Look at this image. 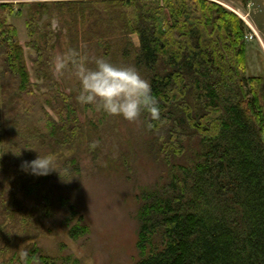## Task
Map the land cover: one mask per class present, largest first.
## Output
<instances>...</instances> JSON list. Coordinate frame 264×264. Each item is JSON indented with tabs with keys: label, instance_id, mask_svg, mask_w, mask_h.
<instances>
[{
	"label": "trees",
	"instance_id": "trees-1",
	"mask_svg": "<svg viewBox=\"0 0 264 264\" xmlns=\"http://www.w3.org/2000/svg\"><path fill=\"white\" fill-rule=\"evenodd\" d=\"M15 3L26 7L25 45L35 55L25 53L11 22ZM249 31L240 15L213 0H0V144L15 152L1 169L56 217L51 194H40L41 179L25 185L13 175L27 158L72 147L86 123L90 145L104 144L102 134L114 126L112 116L83 122L73 98L78 83L67 75V92L54 75L50 61L65 34L68 50L134 66L158 101L160 118L139 121L136 152L142 149L158 171L137 196L135 264H264V74L246 76ZM27 60L40 81L31 79ZM38 93L54 116L41 107L45 128L22 130V107L34 105ZM72 157L66 166L80 162ZM12 189L0 180V264H81L72 254L43 251L35 241L43 222L25 205L12 208ZM67 207V234L89 236L84 215ZM31 239L22 258L20 244Z\"/></svg>",
	"mask_w": 264,
	"mask_h": 264
},
{
	"label": "rangeland",
	"instance_id": "rangeland-1",
	"mask_svg": "<svg viewBox=\"0 0 264 264\" xmlns=\"http://www.w3.org/2000/svg\"><path fill=\"white\" fill-rule=\"evenodd\" d=\"M213 1L240 15L250 29L249 32L254 35L252 38L246 37L248 58L246 76L264 74V0ZM18 10H23L24 13L17 14ZM25 20L26 7L15 3L11 22L17 27L19 39L23 45L29 40ZM60 37L61 41L55 46L54 56L68 50L67 35L62 34ZM30 52L36 54L34 49L25 45V53ZM27 66L31 79L40 81L35 73V64L27 60ZM67 78L66 74L58 80L62 83L63 89L70 92L69 85L65 83ZM74 88L73 98L83 122L86 118L95 119L99 116H102L105 121L111 118L102 111L94 115L90 105L79 103L77 100L79 87L74 86ZM47 89L48 87H43L42 91ZM41 107L46 108L54 116L50 106L38 93L34 105L29 104L27 107H22V114L18 117L21 124L20 129H32L34 126L45 128L47 118ZM112 119L113 130L108 129L102 134L104 144L99 141L96 147L99 151L97 157H94L90 151L92 148L89 146V139L94 134L89 124L85 122L84 134L76 140L72 147L57 153L45 154L54 157L55 165L61 171V177L56 172L45 177H36L26 174L21 169L13 175L14 179L18 178L25 185L41 179L40 194H51L56 217H51L41 211L36 199L27 197L21 189L22 185H18L17 181L15 185H12V178L8 177L1 167L11 164L8 156L15 155L14 148L8 142L0 144V180L7 185L11 184L13 188L17 202L12 205V208L25 205L40 216L43 227L35 241L39 243L44 252L52 256L69 253L79 258L81 264H135L138 260L136 249L139 225L137 196L142 193L143 189H148L152 185L156 178L158 165L142 149L141 153L136 152L138 150L136 146L141 145L139 137H141L142 130L139 122L130 123L120 116H112ZM9 128L10 126H8L10 131ZM73 155H76V159L72 157L73 160L77 162L80 159V162L66 166L65 163ZM36 158H27V161ZM78 168L79 171H77ZM60 196L65 197L67 205L84 215L85 221L90 224L89 236L76 240L67 234L64 226L69 211L67 205L59 204ZM73 218L72 223L75 222ZM33 241L34 239H31L20 244L18 250L23 252L25 247Z\"/></svg>",
	"mask_w": 264,
	"mask_h": 264
},
{
	"label": "clouds",
	"instance_id": "clouds-1",
	"mask_svg": "<svg viewBox=\"0 0 264 264\" xmlns=\"http://www.w3.org/2000/svg\"><path fill=\"white\" fill-rule=\"evenodd\" d=\"M50 64L57 78L67 74L78 83L77 100L82 105H92L97 111L120 116L130 123L139 122L145 114L151 120L160 118L151 84L134 66H118L103 56H89L76 49L56 54ZM98 144V141H93L90 148L95 149ZM20 169L36 177H45L53 172L61 177L52 155L38 153L36 159L23 161ZM26 256V251L21 252L22 258Z\"/></svg>",
	"mask_w": 264,
	"mask_h": 264
},
{
	"label": "built area",
	"instance_id": "built-area-1",
	"mask_svg": "<svg viewBox=\"0 0 264 264\" xmlns=\"http://www.w3.org/2000/svg\"><path fill=\"white\" fill-rule=\"evenodd\" d=\"M250 34L248 35H246V37H250V38H252L254 35H253V33H251V32H249Z\"/></svg>",
	"mask_w": 264,
	"mask_h": 264
}]
</instances>
